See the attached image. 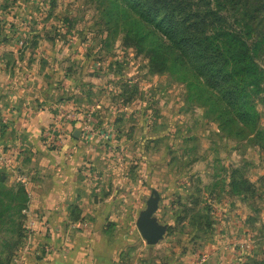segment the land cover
Segmentation results:
<instances>
[{
    "label": "rangeland",
    "instance_id": "rangeland-1",
    "mask_svg": "<svg viewBox=\"0 0 264 264\" xmlns=\"http://www.w3.org/2000/svg\"><path fill=\"white\" fill-rule=\"evenodd\" d=\"M21 7L20 20H13L11 14ZM0 12L5 24L21 23L35 44L47 38L50 50V42L59 46L56 77L48 86L67 88L66 83L73 92L80 72L85 74L79 90L83 95H75L82 104L71 103L85 108L95 121L94 132L107 134L115 150L102 157L90 178L106 184L112 176L129 185L120 197L132 202L134 219L127 227L135 241L124 264H264V154L249 138L222 134L213 117L206 116H213L208 93L189 68L180 67L164 48L170 68L152 74L145 56L122 41L125 31L138 25L109 0H16L15 5L0 0ZM260 64L264 68L263 60ZM254 102L258 126L264 129V93ZM64 108L59 109L62 116L75 119ZM101 115L109 119L105 127ZM90 126L84 123V132L90 133ZM96 145L106 149L101 141ZM235 178L247 180L255 194L233 195L230 182ZM6 187H15L8 178ZM153 191L158 198L154 217L166 228L157 251L146 247L136 225ZM121 208L127 210L125 201ZM123 223L120 218L114 222L119 229ZM3 228L2 261L19 235L14 227Z\"/></svg>",
    "mask_w": 264,
    "mask_h": 264
},
{
    "label": "crops",
    "instance_id": "crops-1",
    "mask_svg": "<svg viewBox=\"0 0 264 264\" xmlns=\"http://www.w3.org/2000/svg\"><path fill=\"white\" fill-rule=\"evenodd\" d=\"M21 12L22 7L11 18L20 20ZM0 17V173L28 193L24 243L30 250L23 254L24 264H124L135 241L127 227L134 219L132 202L120 197L129 185L112 176L106 184L90 178L102 157L113 156L115 150L107 134L94 132L95 121L85 108L76 106L85 74L80 72L73 92L66 83L67 88L48 86L56 77L59 46L50 42V50L47 38L34 46L21 23L11 27ZM87 76L94 79L90 72ZM60 108L75 119L63 117ZM100 121L105 127L109 119L101 115ZM84 123L91 125L90 133L84 132ZM99 141L109 149H98ZM123 201L126 211L119 209ZM119 218L124 221L121 229L114 224ZM160 245L146 247L157 251Z\"/></svg>",
    "mask_w": 264,
    "mask_h": 264
},
{
    "label": "trees",
    "instance_id": "trees-1",
    "mask_svg": "<svg viewBox=\"0 0 264 264\" xmlns=\"http://www.w3.org/2000/svg\"><path fill=\"white\" fill-rule=\"evenodd\" d=\"M109 1L138 25L125 31L122 41L145 56L152 74L169 70L165 48L180 67L189 68L202 81L199 84L208 93L206 103L213 115L206 116L213 117L221 133L249 138L264 154V129L258 126L254 102L264 93L260 64L264 61V0ZM8 24L14 27L12 21ZM6 181V174L0 173V231L14 227L19 235L12 253L7 252L4 261L0 257V264L11 263L26 237L28 193L21 184L7 189ZM230 187L240 197L255 194L245 179H233Z\"/></svg>",
    "mask_w": 264,
    "mask_h": 264
},
{
    "label": "water",
    "instance_id": "water-1",
    "mask_svg": "<svg viewBox=\"0 0 264 264\" xmlns=\"http://www.w3.org/2000/svg\"><path fill=\"white\" fill-rule=\"evenodd\" d=\"M157 210V193L156 191H153L152 195L147 201L146 210L140 214L136 223L142 239L148 246L156 245L162 241L166 232V228L161 226L154 217Z\"/></svg>",
    "mask_w": 264,
    "mask_h": 264
},
{
    "label": "built area",
    "instance_id": "built-area-1",
    "mask_svg": "<svg viewBox=\"0 0 264 264\" xmlns=\"http://www.w3.org/2000/svg\"><path fill=\"white\" fill-rule=\"evenodd\" d=\"M22 44L23 43L21 42V45ZM66 117L67 119H72V116L70 114H67ZM26 236H27V230H26ZM29 250H30L29 247L25 243H23V245L19 247V249L15 252L10 264H24L23 254L29 252ZM34 254H35V257H38L41 255V252H34ZM41 264H48V263L42 262Z\"/></svg>",
    "mask_w": 264,
    "mask_h": 264
}]
</instances>
